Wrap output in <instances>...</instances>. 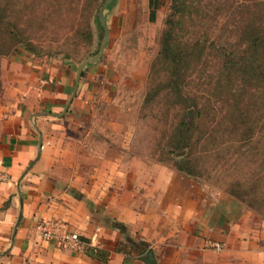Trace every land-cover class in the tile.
Here are the masks:
<instances>
[{"label": "rangeland", "instance_id": "rangeland-1", "mask_svg": "<svg viewBox=\"0 0 264 264\" xmlns=\"http://www.w3.org/2000/svg\"><path fill=\"white\" fill-rule=\"evenodd\" d=\"M14 1L16 8L19 4L25 8L22 0ZM58 1L60 6L47 0L37 7L39 17L44 13L33 27L36 31L32 41L39 47L38 54L19 47L0 58L2 118L19 105L29 111L31 119L34 113L50 112L61 87L66 85L67 99L72 93L81 61L99 50L103 32L96 24V8L89 18L92 39L88 43L76 28L84 18L83 11L73 9L76 3L81 8L83 0ZM104 1L96 0L93 6L98 8ZM192 1L193 12L183 24L184 41L203 34L208 43L227 45L240 53L244 46L242 30L248 23L254 22V26L258 24L264 30V0ZM169 7L170 0H161L153 22L148 18V0H111L104 10L108 39L101 57L83 67L84 74L65 113L66 130L72 139L71 144H63L67 157L58 156V177L68 185L99 187L102 195H110L115 189L122 199L132 187H143L142 175L146 174L147 183L160 184L158 181L165 183L168 179L167 187H199L209 198L215 195L219 200L225 196L263 218L264 204H259L257 210L247 202L255 204L259 196L264 197V117L259 118V101L253 104L247 95L238 96L245 88L239 79L231 81L230 92L221 98L214 89L216 61L207 56L191 71L188 88L207 96L211 106L200 131L212 134L193 150L192 158L200 168V174L194 177L180 173L174 165L172 157L184 155L186 150L175 155L168 152L165 131L169 124L165 125L162 115L165 104L159 100L150 105L144 103ZM41 19L44 22L37 25ZM24 89L30 91L20 96ZM234 97H240L241 103L234 105ZM255 97L260 99L257 92ZM64 105L54 113L61 112ZM191 113L189 110L188 116ZM174 119L171 114L169 121ZM254 120L258 125L249 139L246 121ZM79 135H86L87 142L82 143ZM141 164L147 165L142 171ZM248 189L245 202L231 194ZM132 241L124 243L137 254L149 246L143 241Z\"/></svg>", "mask_w": 264, "mask_h": 264}, {"label": "crops", "instance_id": "crops-1", "mask_svg": "<svg viewBox=\"0 0 264 264\" xmlns=\"http://www.w3.org/2000/svg\"><path fill=\"white\" fill-rule=\"evenodd\" d=\"M66 92L64 85L54 96L51 111L34 113V119L19 104L0 117V171L7 175L0 182V264H148L141 258L148 252L154 264H264V217L225 196L217 200L199 187H167L166 178L165 183L150 184L145 182L146 174L143 187H132L122 199L115 189L102 195L99 187L64 183L56 162L59 155L67 157L63 144H71L67 111L61 117L47 113L63 111L54 113L66 104ZM54 118L59 120L51 121ZM38 132L41 147L35 159ZM80 138L87 142L86 135ZM141 165V171L147 167ZM42 221L64 222L109 256L97 259L57 239H43L37 228ZM115 222L127 228V236ZM123 236L149 246L139 255L132 250L125 256L115 250L119 241L126 240ZM206 238L222 241L225 248L220 252L202 249Z\"/></svg>", "mask_w": 264, "mask_h": 264}, {"label": "trees", "instance_id": "trees-1", "mask_svg": "<svg viewBox=\"0 0 264 264\" xmlns=\"http://www.w3.org/2000/svg\"><path fill=\"white\" fill-rule=\"evenodd\" d=\"M46 1L22 0L21 4H24L23 7H25L22 9L20 4L16 8L17 5L14 0H0V58L9 55L19 47L24 48L31 54H38L39 47L32 41V35L36 31L33 30V27L36 20L44 15L41 12V16H38L40 13H38L37 7ZM95 1L83 0L81 8L78 7L77 3L73 6V9L77 12L83 11L84 18L76 28L81 38L88 43L92 39L89 18L95 8L96 24L103 32L97 16L99 7L93 6ZM160 3L161 0H148V18L151 22L155 21L156 11ZM54 4L60 6L58 0H53L52 5ZM193 4L191 0H170V7L160 37V48L157 58L151 65L148 92L144 98L145 105H150L158 100L165 104L162 115L165 119L163 121L165 125L169 124L165 131L166 144L169 147L168 152L175 155L186 150V154L173 156L172 158L176 170L191 177L200 174V168L192 158L193 150L203 138H210L212 135H207V133L205 135L200 131V126L204 123L211 107L208 104V97L188 88L191 81V71L198 67L195 65L196 63H200L207 56L216 61L217 79L214 81V89L221 98L230 92L231 83L239 79L245 88H242L243 92H239L238 96L241 94L247 95L253 104L256 100L259 101L258 110L261 113L258 116L259 118L264 117V30H260L258 24L254 26V22L248 23L242 30L241 41H243L244 46L240 53L239 50L228 49L227 45L208 43L207 37L203 34L184 41L181 39L183 24L187 17H191ZM43 22L44 20L41 19L40 22H37V25ZM79 26L81 27L79 28ZM83 74L84 71H82L81 76ZM256 92L260 99L255 97ZM234 99V105L241 103L240 97H234ZM189 110L192 111L190 116H188ZM171 114L175 117L173 121H169ZM246 123H248L249 129L245 132L248 133V137L251 139L254 128H257L258 123L257 120L246 121ZM238 124L240 125L239 122ZM261 126L264 127V121ZM196 132L198 135H196ZM203 135L204 137H202ZM205 141L207 142V140H203L204 143ZM249 189L239 192L231 191V194L245 202ZM77 195L78 198L83 199L81 193ZM257 199L258 201L255 204L251 201L247 202L250 208L259 210V204H264V197L259 196ZM114 226L119 227L120 232H124L127 236V228L122 223L115 222ZM125 238L126 241L133 242V239ZM131 247L119 241L115 246V250L124 253L126 256L132 252ZM85 251L88 255L101 260H106L109 256V253L102 249L96 248L94 251L93 248L87 247Z\"/></svg>", "mask_w": 264, "mask_h": 264}, {"label": "built area", "instance_id": "built-area-1", "mask_svg": "<svg viewBox=\"0 0 264 264\" xmlns=\"http://www.w3.org/2000/svg\"><path fill=\"white\" fill-rule=\"evenodd\" d=\"M7 175L0 171V182L6 181ZM38 232L43 239H57L60 244L73 250L84 251L87 247L96 250L95 246H90L77 232L68 228L63 222L42 221L37 225ZM225 248L222 241L209 238L204 239L202 249L212 252H220Z\"/></svg>", "mask_w": 264, "mask_h": 264}, {"label": "water", "instance_id": "water-1", "mask_svg": "<svg viewBox=\"0 0 264 264\" xmlns=\"http://www.w3.org/2000/svg\"><path fill=\"white\" fill-rule=\"evenodd\" d=\"M110 1L111 0H105L102 3V5L99 7L98 11H97L98 20H99V22H100V24H101V26L103 28V38H102V41L100 43L99 50H98L97 54H95L93 57H88V58L84 59L79 64V66H78V68L76 70L73 91L70 94L68 100L66 101V104L64 106L63 111L60 114H52V113H47V114L56 115L58 117H61L67 111V108L69 107L72 99L74 98L76 90L78 88L79 80H80V77H81V73L83 71V67L86 64L95 63L101 57V55H102V53L104 51L107 39H108V28H107V25H106V22H105V18H104V10L107 8V6L110 3ZM38 133H39V144H38V150H37V155H36L35 159L38 157L39 150H40V147H41V134H40V132H38ZM141 258L143 260H145L148 264H154L153 263V259L150 258L149 252L146 253L145 255H143Z\"/></svg>", "mask_w": 264, "mask_h": 264}]
</instances>
